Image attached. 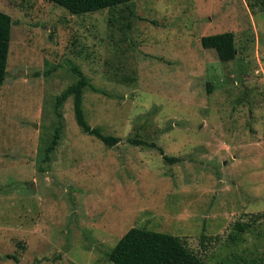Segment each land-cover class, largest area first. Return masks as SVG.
<instances>
[{"label":"rangeland","instance_id":"1","mask_svg":"<svg viewBox=\"0 0 264 264\" xmlns=\"http://www.w3.org/2000/svg\"><path fill=\"white\" fill-rule=\"evenodd\" d=\"M0 11L13 21L0 264H112L134 227L180 237L204 264H264V0H133L84 15L0 0ZM227 32L237 53L222 62L201 40ZM81 77L94 88L86 120L114 147L81 130L73 97L57 108Z\"/></svg>","mask_w":264,"mask_h":264},{"label":"trees","instance_id":"2","mask_svg":"<svg viewBox=\"0 0 264 264\" xmlns=\"http://www.w3.org/2000/svg\"><path fill=\"white\" fill-rule=\"evenodd\" d=\"M48 1L65 8L73 15H84L104 9L128 6L133 0ZM12 25V18L0 11V91L7 75ZM201 43L204 49L216 51L218 58L222 62H230L236 57L235 36L231 32L205 36L202 38ZM85 88L94 90L89 81L85 77H81L77 83L71 85L57 98V108H60L70 97H73L75 117L81 130L109 147L116 146L120 142L119 138L105 135L100 128L92 127L86 120L83 108V91ZM60 139L61 128H58L52 143L46 150L48 155L56 149ZM128 141L132 145L157 149L169 163L179 161L178 158L164 155L163 150L158 148L155 143H149L139 138L129 139ZM244 229V227L240 228L241 231H244ZM7 258L14 259L19 263L18 258L15 256H7ZM108 259L112 264H204L203 260L191 251L180 237L137 227L130 229L121 238L115 248L108 254Z\"/></svg>","mask_w":264,"mask_h":264},{"label":"water","instance_id":"3","mask_svg":"<svg viewBox=\"0 0 264 264\" xmlns=\"http://www.w3.org/2000/svg\"><path fill=\"white\" fill-rule=\"evenodd\" d=\"M24 76H25V74H24Z\"/></svg>","mask_w":264,"mask_h":264}]
</instances>
